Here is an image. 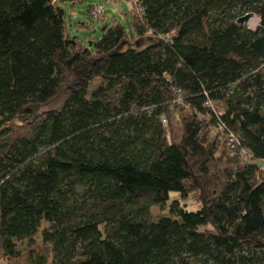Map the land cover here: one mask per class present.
I'll return each mask as SVG.
<instances>
[{
  "label": "trees",
  "instance_id": "1",
  "mask_svg": "<svg viewBox=\"0 0 264 264\" xmlns=\"http://www.w3.org/2000/svg\"><path fill=\"white\" fill-rule=\"evenodd\" d=\"M75 1L0 0V264L43 221L32 264H264V0H134L91 44Z\"/></svg>",
  "mask_w": 264,
  "mask_h": 264
},
{
  "label": "rangeland",
  "instance_id": "2",
  "mask_svg": "<svg viewBox=\"0 0 264 264\" xmlns=\"http://www.w3.org/2000/svg\"><path fill=\"white\" fill-rule=\"evenodd\" d=\"M98 3H104L105 12H98V18H95L89 7ZM132 3L129 0H77L73 4L67 2L63 7L66 9L67 13V25L70 27L72 35L78 36L81 41L86 44H91V41L99 40L103 35L102 28L105 26H110L115 23H122L127 29L128 27V17L130 16V10L132 8ZM241 4L239 5L240 9ZM248 11H245V14ZM258 19L257 24L254 26L250 23V19L246 21L245 26L256 29L260 24V16L255 12V15ZM253 18V17H252ZM148 39H137L134 41L132 39L131 43H125V46H135L142 45ZM137 42V43H136ZM79 73L74 71L67 83H65L58 91V93L48 102L42 103L34 106L35 112L41 114L44 111L49 109H60L68 95H69V86L79 77ZM95 84V83H94ZM217 108L220 111H223V106L221 102L217 103ZM27 132L24 128L23 133ZM14 133V131H13ZM10 134H0V154L2 152V146L10 142ZM179 198L177 194L172 193V198ZM199 192L194 191L189 194L186 199H180V204L189 210H196L199 208ZM151 213L154 218L164 214H169V204L166 207L152 206ZM49 226V223L46 221L42 222V226L39 231L32 238L24 240H16V249L20 253V256H8L2 259V264H32V261L35 263L39 258L49 259L52 255L50 252L49 245H45L42 236L41 229L43 227Z\"/></svg>",
  "mask_w": 264,
  "mask_h": 264
},
{
  "label": "built area",
  "instance_id": "3",
  "mask_svg": "<svg viewBox=\"0 0 264 264\" xmlns=\"http://www.w3.org/2000/svg\"><path fill=\"white\" fill-rule=\"evenodd\" d=\"M129 1L132 3L134 2V0H129ZM98 12H101V13L103 12L102 4L97 6L96 11H95L96 15H98L97 14ZM219 129L223 130L224 133H227L229 131V129L225 126L224 122L222 121L219 123ZM225 139H226L227 144H229L231 147H234L236 145L235 144L236 141L238 142L236 135L231 130L226 134Z\"/></svg>",
  "mask_w": 264,
  "mask_h": 264
},
{
  "label": "bare ground",
  "instance_id": "4",
  "mask_svg": "<svg viewBox=\"0 0 264 264\" xmlns=\"http://www.w3.org/2000/svg\"><path fill=\"white\" fill-rule=\"evenodd\" d=\"M109 0H106V2H108ZM132 3V2H131ZM103 5V12H105V10H104V7H105V4L104 3H99L98 5ZM133 4V3H132ZM98 5H96V7H94V9L92 10L93 12H91V14L95 17V18H97V19H99L98 18V15H96V13H95V11H96V8H97V6ZM249 12H251V11H248V12H246V13H249ZM255 13V12H254ZM255 15V14H254ZM252 16L251 18H250V23H252V25H256L257 24V22H258V19H257V17L256 16ZM240 18V17H239ZM69 29H70V27H69ZM222 121V120H221ZM223 122V121H222ZM235 134V133H234ZM236 136H237V134H235ZM239 137L237 136V139H238Z\"/></svg>",
  "mask_w": 264,
  "mask_h": 264
},
{
  "label": "water",
  "instance_id": "5",
  "mask_svg": "<svg viewBox=\"0 0 264 264\" xmlns=\"http://www.w3.org/2000/svg\"><path fill=\"white\" fill-rule=\"evenodd\" d=\"M255 13L253 11L244 14L243 16H241L240 18H238V22L241 24H245L246 21H248Z\"/></svg>",
  "mask_w": 264,
  "mask_h": 264
}]
</instances>
